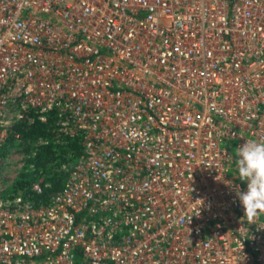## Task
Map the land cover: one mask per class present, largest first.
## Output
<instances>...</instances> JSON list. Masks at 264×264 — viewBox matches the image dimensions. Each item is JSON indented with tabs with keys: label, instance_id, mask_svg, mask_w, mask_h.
<instances>
[{
	"label": "built area",
	"instance_id": "1",
	"mask_svg": "<svg viewBox=\"0 0 264 264\" xmlns=\"http://www.w3.org/2000/svg\"><path fill=\"white\" fill-rule=\"evenodd\" d=\"M248 140L264 0H0V264H264V213L236 195ZM46 147L65 183L43 203Z\"/></svg>",
	"mask_w": 264,
	"mask_h": 264
},
{
	"label": "clouds",
	"instance_id": "2",
	"mask_svg": "<svg viewBox=\"0 0 264 264\" xmlns=\"http://www.w3.org/2000/svg\"><path fill=\"white\" fill-rule=\"evenodd\" d=\"M236 157L237 178L247 184V191L237 190L236 195L245 217L252 220L264 213V141H246Z\"/></svg>",
	"mask_w": 264,
	"mask_h": 264
},
{
	"label": "trees",
	"instance_id": "3",
	"mask_svg": "<svg viewBox=\"0 0 264 264\" xmlns=\"http://www.w3.org/2000/svg\"><path fill=\"white\" fill-rule=\"evenodd\" d=\"M17 129L22 131L24 139L29 144L33 143L36 138H38L40 136H44L45 135V131H46L45 126H43L40 123H35L34 125H32L30 127H25V126L24 127H18ZM53 148L56 149L55 147H46V148H43L41 150V153H40V156H39V162H38V165L41 168L45 169V166H46L47 162L49 163L50 161H52V159L60 162L61 157H63L66 154V151H64V149L62 147H59V149H58V150H60L59 154L58 153H53V151H52ZM70 150L77 154L78 147H77L76 143L71 145ZM29 151H31V150H29ZM51 155H53V158H51ZM47 175H48L47 180L51 183L52 188L50 190H47L45 192V194L40 198V200L43 203H47L49 201V197L53 193L59 191L63 187V185L65 183V179H64L63 175L59 176L58 171H53V177L49 176L50 172H47ZM24 177H26L25 174H23L21 176L22 179ZM17 188H19V189L22 188V182L18 183L16 189ZM34 200L38 201V199H36V197H35Z\"/></svg>",
	"mask_w": 264,
	"mask_h": 264
},
{
	"label": "rangeland",
	"instance_id": "4",
	"mask_svg": "<svg viewBox=\"0 0 264 264\" xmlns=\"http://www.w3.org/2000/svg\"><path fill=\"white\" fill-rule=\"evenodd\" d=\"M13 150H15V153L11 154L9 158H7L5 161L7 164L6 169H2L3 166H1L2 172L5 173V178L8 181L10 185V189H15L17 187L18 183H26V179L23 181L21 178V170H19V165L23 162H27L29 160L28 156L31 154L29 151L31 148L24 147V151H20L17 149V147H12ZM53 153H60V150L58 149H53ZM57 154V155H58ZM23 158V161L21 159ZM59 166V162L56 160L50 161L49 163L47 162L45 166V171L50 172V177H53V171H56L58 169L57 167ZM44 169V168H43Z\"/></svg>",
	"mask_w": 264,
	"mask_h": 264
}]
</instances>
